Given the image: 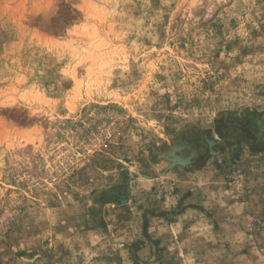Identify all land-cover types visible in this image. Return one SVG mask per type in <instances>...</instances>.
<instances>
[{
  "label": "rangeland",
  "instance_id": "1",
  "mask_svg": "<svg viewBox=\"0 0 264 264\" xmlns=\"http://www.w3.org/2000/svg\"><path fill=\"white\" fill-rule=\"evenodd\" d=\"M0 264H264V0H0Z\"/></svg>",
  "mask_w": 264,
  "mask_h": 264
}]
</instances>
